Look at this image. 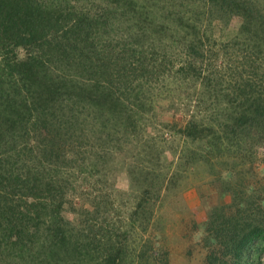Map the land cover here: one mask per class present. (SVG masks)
Wrapping results in <instances>:
<instances>
[{"label":"trees","instance_id":"obj_1","mask_svg":"<svg viewBox=\"0 0 264 264\" xmlns=\"http://www.w3.org/2000/svg\"><path fill=\"white\" fill-rule=\"evenodd\" d=\"M115 22L142 39L117 49L103 39ZM163 99L162 112L188 108L184 124L160 121ZM261 144L264 0H0V264H151L137 225L225 154L232 202L213 207L204 264H242L264 250Z\"/></svg>","mask_w":264,"mask_h":264},{"label":"rangeland","instance_id":"obj_2","mask_svg":"<svg viewBox=\"0 0 264 264\" xmlns=\"http://www.w3.org/2000/svg\"><path fill=\"white\" fill-rule=\"evenodd\" d=\"M243 22L242 15L234 14L227 22L228 24L220 28L225 32L226 39H230L235 36L240 29ZM119 22H115V26L112 27L113 31L110 38L104 40L111 41L117 44V49H124L125 44L134 46L141 36H137V28L129 30L121 27ZM223 26V27H222ZM148 31V30H147ZM150 33V32H149ZM147 37V38H146ZM144 40L148 44L149 37L146 35ZM149 38V39H148ZM152 49V48H151ZM148 58L153 59V55L150 51ZM166 99L159 102L157 109L159 110L160 121H178L180 124H184L186 110L177 112L173 111H160V108L166 105ZM194 101V98L191 99ZM203 103V102H202ZM207 103H203L202 106L206 107ZM184 108V107H183ZM189 109H192L189 108ZM154 131V129H150ZM163 135L171 134L168 130L163 129ZM171 137V138H172ZM177 140L170 142V147L178 148L179 144H182V140L179 137H175ZM204 145V144H202ZM178 151V149H175ZM170 159H174V154L170 151L166 153ZM228 160H232L231 157H227L226 154L222 157L219 166L216 165L215 172L212 174V169L204 163V165L194 164L188 171L182 174V179L176 184L167 194L163 193L159 195V200L154 204V218L149 223L147 230L143 229L141 225H137L139 229V235L145 238L151 239L152 243H148L149 249L147 253L153 252L154 256H151V264H164L161 262L164 257L169 258L170 264H204L206 260V252L208 249L205 246V237L208 235L206 228L211 220V212L213 207H222L229 205L232 201V195L223 191L222 178H229L230 174L227 171ZM254 170L256 172L253 179L257 181V186L260 188H254L259 193L264 187V144L260 145L257 152V158ZM222 163V164H221ZM116 165H119L117 159ZM218 166V167H217ZM116 169L115 177L117 189L121 191L129 190V176L125 168L122 165L112 166ZM222 175V176H220ZM252 179V178H251ZM83 193L88 194L92 191V187L89 184H83L80 187ZM95 191L93 194H96ZM80 200L81 196L78 194ZM83 200L86 201V199ZM79 200V199H78ZM77 200V201H78ZM84 201V202H85ZM89 203V201H86ZM70 217H73V213H69ZM153 248V249H152ZM250 257H243L242 264H264V250L259 252L250 253ZM248 256V255H247ZM97 258H94V261ZM97 262V261H96Z\"/></svg>","mask_w":264,"mask_h":264}]
</instances>
